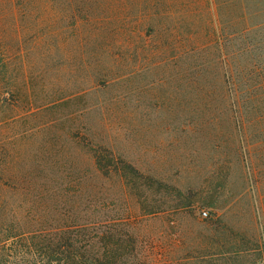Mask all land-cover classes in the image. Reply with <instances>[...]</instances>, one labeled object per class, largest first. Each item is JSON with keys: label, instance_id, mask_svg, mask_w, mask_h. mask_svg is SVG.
I'll return each instance as SVG.
<instances>
[{"label": "rangeland", "instance_id": "374dc122", "mask_svg": "<svg viewBox=\"0 0 264 264\" xmlns=\"http://www.w3.org/2000/svg\"><path fill=\"white\" fill-rule=\"evenodd\" d=\"M25 9L0 0L4 45L33 52L18 65L34 74V125L48 123L21 144V174L34 176L53 129L93 134L160 184L96 181L103 216L132 223L139 255L264 264V0H34V13ZM41 105L50 110L38 116Z\"/></svg>", "mask_w": 264, "mask_h": 264}, {"label": "trees", "instance_id": "16d2710c", "mask_svg": "<svg viewBox=\"0 0 264 264\" xmlns=\"http://www.w3.org/2000/svg\"><path fill=\"white\" fill-rule=\"evenodd\" d=\"M21 1L31 7L25 12L34 13V0ZM29 30L34 33V26ZM3 35L0 34V264H160V260L139 255V241L131 233L132 223L127 218L119 222L111 219L110 209L103 216L96 181L102 175L112 180L116 174L122 176L129 189L160 184L132 164L117 160L115 152L96 143L93 134L82 135L71 126L66 132H43L48 140L39 144L35 154L34 176L21 174L26 167L21 144H33L29 142L34 139V130H47L48 123L34 125V74L25 65H18L27 63L32 50L8 48ZM35 109L38 116L50 110L46 105ZM16 125L21 129L8 134L7 130ZM76 155L79 157L71 159ZM142 200L143 194H139L138 202ZM151 211L146 216L156 213Z\"/></svg>", "mask_w": 264, "mask_h": 264}, {"label": "built area", "instance_id": "2783aa9c", "mask_svg": "<svg viewBox=\"0 0 264 264\" xmlns=\"http://www.w3.org/2000/svg\"><path fill=\"white\" fill-rule=\"evenodd\" d=\"M202 215H203L204 217H206V216H207V213H206V212H202Z\"/></svg>", "mask_w": 264, "mask_h": 264}]
</instances>
